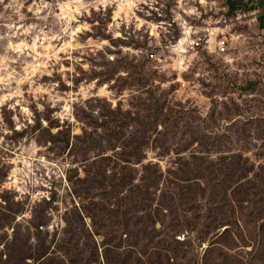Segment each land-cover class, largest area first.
<instances>
[{
    "label": "rangeland",
    "instance_id": "rangeland-1",
    "mask_svg": "<svg viewBox=\"0 0 264 264\" xmlns=\"http://www.w3.org/2000/svg\"><path fill=\"white\" fill-rule=\"evenodd\" d=\"M0 264H264V0H0Z\"/></svg>",
    "mask_w": 264,
    "mask_h": 264
},
{
    "label": "built area",
    "instance_id": "built-area-1",
    "mask_svg": "<svg viewBox=\"0 0 264 264\" xmlns=\"http://www.w3.org/2000/svg\"><path fill=\"white\" fill-rule=\"evenodd\" d=\"M208 30L212 32V35H214L213 33L214 30L212 28L208 27Z\"/></svg>",
    "mask_w": 264,
    "mask_h": 264
},
{
    "label": "trees",
    "instance_id": "trees-1",
    "mask_svg": "<svg viewBox=\"0 0 264 264\" xmlns=\"http://www.w3.org/2000/svg\"><path fill=\"white\" fill-rule=\"evenodd\" d=\"M234 7H237V5H236V6H234Z\"/></svg>",
    "mask_w": 264,
    "mask_h": 264
}]
</instances>
